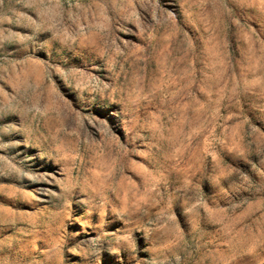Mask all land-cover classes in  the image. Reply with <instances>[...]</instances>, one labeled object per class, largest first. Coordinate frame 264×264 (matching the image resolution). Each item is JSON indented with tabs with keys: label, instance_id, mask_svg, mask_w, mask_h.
<instances>
[{
	"label": "rangeland",
	"instance_id": "rangeland-1",
	"mask_svg": "<svg viewBox=\"0 0 264 264\" xmlns=\"http://www.w3.org/2000/svg\"><path fill=\"white\" fill-rule=\"evenodd\" d=\"M0 264H264V0H0Z\"/></svg>",
	"mask_w": 264,
	"mask_h": 264
}]
</instances>
